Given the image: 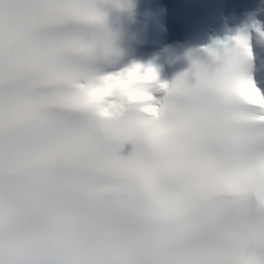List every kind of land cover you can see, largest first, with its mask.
<instances>
[{"label":"snow or ice","instance_id":"6c2138e0","mask_svg":"<svg viewBox=\"0 0 264 264\" xmlns=\"http://www.w3.org/2000/svg\"><path fill=\"white\" fill-rule=\"evenodd\" d=\"M110 2L0 0V264H264V85L119 69Z\"/></svg>","mask_w":264,"mask_h":264},{"label":"clouds","instance_id":"9594fccd","mask_svg":"<svg viewBox=\"0 0 264 264\" xmlns=\"http://www.w3.org/2000/svg\"><path fill=\"white\" fill-rule=\"evenodd\" d=\"M115 2L123 5L125 9L128 8L130 5L134 4L135 0H115ZM102 10L106 11L107 14L109 11H118L111 2L108 4L107 7L102 8ZM225 44L227 45V50L224 47ZM225 44L212 45L203 50L206 52L207 57L210 60V63L202 62L195 55V53H193L194 58H192L191 60V69H189V71L185 72L182 75H187V77L189 75H194V77L196 78L199 74L204 73L209 76H215L217 72L222 70H227V68L233 61L238 60L241 68L243 69L244 75L245 76L251 75L253 77L251 73V67H249L251 66V63L253 61L252 55L246 54L244 50L242 48H238L235 42L232 40L228 41ZM115 49L117 50L118 56H120L119 49L117 48ZM134 64L135 63H133L131 66H133ZM156 74L158 76L157 71ZM237 85H238V80L235 81L232 86L236 87ZM245 254L254 257L256 259H259L261 256V253L253 251L251 249H249Z\"/></svg>","mask_w":264,"mask_h":264},{"label":"bare ground","instance_id":"6f19581e","mask_svg":"<svg viewBox=\"0 0 264 264\" xmlns=\"http://www.w3.org/2000/svg\"><path fill=\"white\" fill-rule=\"evenodd\" d=\"M157 10H158L157 7L151 6L149 9V12L152 13V15H153V14H156L155 11H157ZM249 23H250V25H252L254 27V29L256 30V32L258 34L261 33L260 28H259L258 24L255 23L254 19H250ZM237 33H238V31L236 29H230L228 31V36H233V35H236ZM217 38H221V36L217 35ZM164 56H167L169 60H173L177 56V51L170 48V47H165L164 50L162 51V53H160L159 55L152 56V57L142 59V60L132 61L126 67H130L133 63L142 65L145 68L151 66L158 73V83H161V82L165 83L167 78L165 77L164 70L162 67V58ZM126 67H124V68H126Z\"/></svg>","mask_w":264,"mask_h":264}]
</instances>
